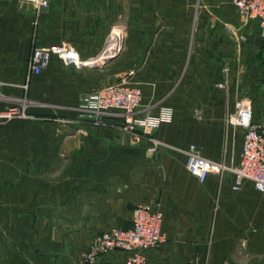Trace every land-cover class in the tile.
I'll list each match as a JSON object with an SVG mask.
<instances>
[{"label":"crops","instance_id":"0c3cea01","mask_svg":"<svg viewBox=\"0 0 264 264\" xmlns=\"http://www.w3.org/2000/svg\"><path fill=\"white\" fill-rule=\"evenodd\" d=\"M119 31L116 58L83 69L53 58L23 89L35 47L68 44L89 60ZM119 83L143 91L141 115L170 118L136 141L117 114L79 117L84 96ZM244 99L264 128V25L231 0H0V111L25 114L0 123V264H83L96 236L130 229L146 205L166 236L149 264H264V195L249 181L234 191L230 171L201 184L186 166L191 145L239 165L244 133L226 118Z\"/></svg>","mask_w":264,"mask_h":264},{"label":"built area","instance_id":"2783aa9c","mask_svg":"<svg viewBox=\"0 0 264 264\" xmlns=\"http://www.w3.org/2000/svg\"><path fill=\"white\" fill-rule=\"evenodd\" d=\"M38 8H48L51 0H19ZM246 21L257 20L264 25V0H231ZM109 39L100 55L83 60L80 54L68 44L48 48L35 47L29 59V75L23 86L28 91L32 76L40 75L48 69L53 58L59 59L64 65L76 69L96 67L116 58L122 51V32ZM228 72V69H225ZM143 91L136 86L119 83L107 86L102 90L86 95L79 105V117L94 125H104L106 117L117 114L123 119V130L133 135L136 141L148 136L158 128L161 122L170 118L171 113L165 112L163 118L141 115ZM253 106L249 100L236 103L233 112L228 113L226 124L243 130V147L238 166L229 168L225 163H214L202 155L196 145H191L187 152V170L201 184L211 174L223 175L230 171L235 176L234 191H239L245 181L253 184L256 191L264 195V128L256 125L253 120ZM17 117H25L24 109L8 108L0 111V123ZM150 152H156L161 143L151 139ZM132 227L127 230L115 229L96 236L91 245L83 252V264H96L97 261L111 251H125L129 257L125 264H149L146 252L157 248L166 241L162 231L163 213L153 205L140 206L133 212Z\"/></svg>","mask_w":264,"mask_h":264}]
</instances>
